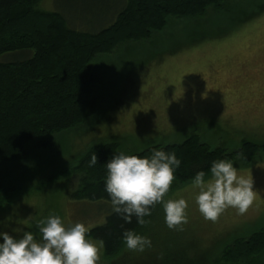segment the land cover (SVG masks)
Segmentation results:
<instances>
[{
    "label": "rangeland",
    "instance_id": "rangeland-1",
    "mask_svg": "<svg viewBox=\"0 0 264 264\" xmlns=\"http://www.w3.org/2000/svg\"><path fill=\"white\" fill-rule=\"evenodd\" d=\"M122 1L42 0L36 10L59 13L70 29L93 33L112 23L111 9ZM31 56L5 54L0 63ZM90 66L102 84L93 93L98 105L89 120L46 139L48 149L30 144L27 160L0 170L13 189L0 206V231L36 234V222L50 214L90 231L104 224L112 207L72 198L78 184L73 168L89 148L116 143L118 154H130L179 144L196 133L211 149L227 153L244 142L260 146L248 168L238 160L235 166L253 179L255 197L247 212L229 207L215 221L205 220L188 183L164 197L188 201V222L169 229L162 205H155L137 232L151 240L145 251L125 247L106 259L102 245L90 239L100 248L97 264H224L220 257L227 246L264 229V0H227L204 17L172 19L149 40L122 44ZM240 264H264V253Z\"/></svg>",
    "mask_w": 264,
    "mask_h": 264
},
{
    "label": "trees",
    "instance_id": "trees-1",
    "mask_svg": "<svg viewBox=\"0 0 264 264\" xmlns=\"http://www.w3.org/2000/svg\"><path fill=\"white\" fill-rule=\"evenodd\" d=\"M41 1L0 0V56L32 53L19 62L0 63V170L27 160L30 144L48 149L46 139L89 120L98 105L93 93L102 84L98 71L90 66L97 56L111 54L122 44L149 40L172 19L204 17L210 8H221L227 0H123L120 7L111 9L112 23L93 33L70 29L59 13L37 11ZM118 148L116 143L95 145L77 160L73 174L78 177V184L73 200L110 204L104 190L105 164L118 154ZM158 149L175 152L181 160L170 186L175 189L190 183L200 170L209 178L208 170L215 160H231L234 166L238 160L240 168H248L260 146L244 142L235 152L227 153L221 148L211 149L193 133L182 143L155 145L127 155L145 157ZM93 154L98 163L89 167ZM12 192L0 177V206L9 201ZM142 226L135 217L126 223L111 211L104 224L91 229L87 237L102 241L103 255L111 259L125 248L124 231L137 233ZM263 253L264 229L235 240L224 249L220 261L240 264Z\"/></svg>",
    "mask_w": 264,
    "mask_h": 264
},
{
    "label": "clouds",
    "instance_id": "clouds-1",
    "mask_svg": "<svg viewBox=\"0 0 264 264\" xmlns=\"http://www.w3.org/2000/svg\"><path fill=\"white\" fill-rule=\"evenodd\" d=\"M98 163L93 154L89 167ZM104 190L112 211L126 223L133 217L140 225L147 221L152 208L161 204L164 221L169 229L188 222V201L185 198L167 199L174 181V172L181 165L175 152L153 150L150 156L139 157L124 152L114 154L107 161ZM210 177L200 170L191 177L190 187L195 190V204L205 220L215 221L231 207L243 215L252 205L255 191L253 179L238 174L231 160L212 161ZM38 233L23 231L20 237L0 231V264H97L100 248L87 237L89 226L75 223L66 226L59 215L50 214L36 222ZM13 231H17L14 229ZM130 251L143 252L151 247L147 236L134 230H125L122 236ZM102 245V241L99 242Z\"/></svg>",
    "mask_w": 264,
    "mask_h": 264
}]
</instances>
